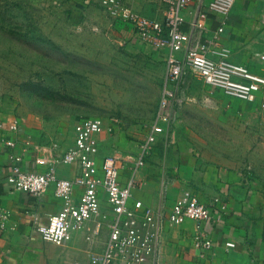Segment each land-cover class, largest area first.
Listing matches in <instances>:
<instances>
[{
	"label": "crops",
	"instance_id": "obj_1",
	"mask_svg": "<svg viewBox=\"0 0 264 264\" xmlns=\"http://www.w3.org/2000/svg\"><path fill=\"white\" fill-rule=\"evenodd\" d=\"M122 1L140 17L164 21L166 7L162 0ZM211 1L193 0L182 11L184 22L180 29L190 39L185 48L175 53L176 58L182 59L186 48L207 45L210 50L227 49L228 62L262 75L264 60L259 56H264V0H235L220 33V18L208 9ZM195 21H201L202 27L193 30L191 25ZM124 22L132 28L139 43L158 54L165 67L168 49L141 41L133 26ZM215 36V45L209 44ZM207 57L218 59L211 52ZM165 75L166 67L164 79ZM170 87L175 96L165 111L168 119L156 123L162 132L149 147L144 164L135 171V159L151 130L130 135L102 119L103 130L95 135L96 166L104 158H117L121 185L131 176L136 180L129 203L140 201L143 208L164 215L157 253L145 264H264V85L254 101H246L204 83L186 69L179 82ZM4 106L7 107L0 104V120L4 123L0 129V207L9 217L0 232V264L86 262L89 255L103 250L113 218L102 190H99L100 215L86 221L68 243L57 246L44 242L35 232L33 222L36 218L45 224L48 216L60 211L63 201L54 195V185L34 197L12 191L4 181L13 165L33 173L52 168L57 177L73 179L78 167L65 164L62 157L73 144L74 128L71 143L64 151H35L23 140L19 127L17 131L8 129L14 120L20 123ZM8 140L15 145L8 147ZM82 191L81 187H75L72 201L77 202ZM191 197L206 207L215 205V200L217 205L226 206L224 211L213 207L211 219L200 229L212 243L204 254L193 246L197 234L194 222L171 225L166 218L176 202ZM97 222L101 227L94 235ZM226 243L234 246L229 248Z\"/></svg>",
	"mask_w": 264,
	"mask_h": 264
},
{
	"label": "rangeland",
	"instance_id": "obj_2",
	"mask_svg": "<svg viewBox=\"0 0 264 264\" xmlns=\"http://www.w3.org/2000/svg\"><path fill=\"white\" fill-rule=\"evenodd\" d=\"M163 65L94 0H0V104L35 151H64L82 119L149 132Z\"/></svg>",
	"mask_w": 264,
	"mask_h": 264
},
{
	"label": "built area",
	"instance_id": "obj_3",
	"mask_svg": "<svg viewBox=\"0 0 264 264\" xmlns=\"http://www.w3.org/2000/svg\"><path fill=\"white\" fill-rule=\"evenodd\" d=\"M94 1L99 3L112 18L129 22L141 41L168 49L157 122L168 119L165 111L170 108L175 96L170 86L179 82L186 69L201 77L204 83L221 89L229 96L246 101H254L256 93L264 85V71L262 75H255L243 66L228 62L227 49L210 50L207 45H198L186 48L182 59L176 58L175 53L185 48L190 39L189 34L181 31L180 26L184 22L182 11L193 0H162L166 7L162 22L138 16L127 8L122 0ZM234 2L235 0H212L209 3V11L220 18L221 26L218 28V33L223 31L227 15ZM201 27V21H195L191 25L193 30ZM215 40L216 36L209 44L215 45ZM208 52L216 55L218 59L208 58ZM259 57L264 60V56ZM262 106L264 107V100ZM7 127L10 131H17L18 121L14 120ZM103 127L101 118L82 119L75 123L73 144L62 157L65 164L77 165L78 174L73 179L57 177L52 168L41 173H33L13 165L4 181L12 191L24 192L34 197L45 193L49 185H54V195L63 201L60 211L48 216L45 224L39 223L36 218L33 222L34 230L40 238L57 246L68 243L72 239V234L82 229L86 221L100 215L99 190H102L113 216L108 239L100 253H92L86 262L74 264H145L148 258L154 257L157 253V238L163 226L164 215L160 211L143 208L140 201L129 203L136 180L131 176L125 185H121L117 158H104L100 168L96 166L95 156L98 147L95 135L100 133ZM1 128H4V123L0 120ZM161 132L160 124L152 127L141 145L140 156L135 159L134 171L144 164V156L155 142L156 135ZM6 145L13 147L15 142L8 140ZM15 160L19 161V158ZM77 186L83 191L78 201L74 202L72 196ZM213 204L215 205L206 207L199 203L197 198L191 197L176 202L166 214L167 221L171 225H181L186 221L194 222L197 234L193 246L202 254L212 248L211 241L200 231L202 225L211 219L213 207L221 211L226 210L225 205H217V200ZM7 217H9L8 212L0 207V232L5 229ZM100 227V222H97L94 235L98 234ZM226 246L232 248L234 245L226 243Z\"/></svg>",
	"mask_w": 264,
	"mask_h": 264
}]
</instances>
